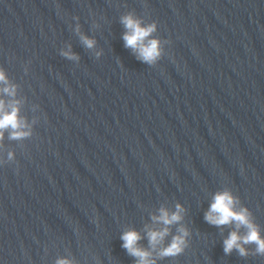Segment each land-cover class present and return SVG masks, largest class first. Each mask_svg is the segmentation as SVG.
<instances>
[{"label":"clouds","instance_id":"9594fccd","mask_svg":"<svg viewBox=\"0 0 264 264\" xmlns=\"http://www.w3.org/2000/svg\"><path fill=\"white\" fill-rule=\"evenodd\" d=\"M121 23L126 31L123 35L124 45L130 48L137 55V59L150 66L155 65L163 55L161 41L157 38H150L156 31V23L143 25L142 21L134 17L131 13L121 17ZM79 31V28H77ZM83 44L91 49L95 41L86 36H81ZM63 56L68 59H78V56L70 51L62 52ZM100 54L97 53V56ZM0 82L8 84L5 73L0 69ZM3 92L9 96H15V86L8 85L3 89ZM19 101H13L6 107L5 101L0 100V140L3 139L4 130L11 129V139H21L30 135L29 131L24 129L27 127L24 119L19 116ZM11 159V154H9ZM236 200L228 191L217 193L209 210L205 214V220L215 226L235 223L236 229L223 241V251L226 255H230L235 249L239 255L246 256L248 252L244 245L255 244V252L258 255H264V237L261 236L259 228L252 222L251 214L246 208L237 210L235 208ZM183 209L177 205V210L174 213H169L164 208L160 209L159 217H153L154 220L162 222L165 227L161 230H149L147 236L152 248H155L161 243L165 236L168 235V225L179 222ZM243 227L247 231L244 235L239 233V229ZM181 234L175 236L171 243L163 248L159 255L161 257L177 256L181 254L187 246L186 239L189 235L184 228L178 230ZM142 239L139 232L129 230L121 235L123 241L122 247L127 250L128 254L137 258V264H155V261L150 259L151 252L139 246V241ZM57 264H72L70 260L59 259Z\"/></svg>","mask_w":264,"mask_h":264}]
</instances>
